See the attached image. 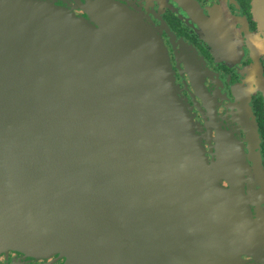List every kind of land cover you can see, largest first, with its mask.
<instances>
[{
	"label": "water",
	"instance_id": "obj_1",
	"mask_svg": "<svg viewBox=\"0 0 264 264\" xmlns=\"http://www.w3.org/2000/svg\"><path fill=\"white\" fill-rule=\"evenodd\" d=\"M83 10L0 0V258L239 264L264 236L245 151L204 148L142 13Z\"/></svg>",
	"mask_w": 264,
	"mask_h": 264
},
{
	"label": "flooded vegetation",
	"instance_id": "obj_2",
	"mask_svg": "<svg viewBox=\"0 0 264 264\" xmlns=\"http://www.w3.org/2000/svg\"><path fill=\"white\" fill-rule=\"evenodd\" d=\"M84 17L96 0H54ZM161 35L204 148L245 151V175L264 182V0H117ZM211 158V155H210ZM236 168V167H235ZM252 182V183H253ZM224 185L228 187L225 182ZM254 215L256 212L252 209ZM239 264H264V236ZM11 252L1 264H63Z\"/></svg>",
	"mask_w": 264,
	"mask_h": 264
}]
</instances>
